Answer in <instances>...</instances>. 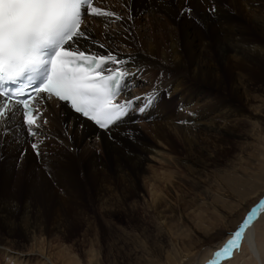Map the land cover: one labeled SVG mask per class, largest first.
<instances>
[{"label": "bare ground", "instance_id": "bare-ground-1", "mask_svg": "<svg viewBox=\"0 0 264 264\" xmlns=\"http://www.w3.org/2000/svg\"><path fill=\"white\" fill-rule=\"evenodd\" d=\"M96 1L121 19L87 17L81 25L85 31L87 19H100H91L94 26L86 31L88 43L84 46L97 51L114 46L120 49L119 59L134 74L127 78L124 95L143 97L155 87L159 90L158 102L143 112L130 111L107 131H100L72 113L66 104L42 95L45 99L38 105L42 111L39 136L27 134L21 113L7 123L0 122V160L6 162L5 172H21L20 169L25 171L28 167L31 182L39 193L34 196L49 202L60 200L67 206L75 199L74 177L79 169L83 178L105 184L108 189L121 185L123 202L132 200L134 208L141 204L165 217L175 212L172 200L166 201L158 192L151 203L144 196L138 199L142 182L155 184L148 163L153 161L150 156L157 159L160 154L156 141L165 143L170 154H182L178 149L182 145L188 154L184 160L187 175L191 174L190 178L197 182L235 140L244 141L239 165L243 174L233 171L227 174V179L239 189L238 184L246 179L243 177L249 148L246 141L250 138L240 123L244 118L241 112L246 108L241 100L264 102V0H94L93 6L98 7ZM101 44L103 48L99 47ZM253 113L251 126L260 127L261 113ZM44 119L46 124L42 123ZM32 143L38 144L40 154L35 155L29 149L23 156L21 151ZM256 151L264 153L263 148ZM75 155H79V161ZM168 163L172 168L178 165L174 158ZM254 166L259 172L256 177L264 179V158L254 161ZM174 179L180 180L177 175ZM176 189L170 183L166 191L176 194ZM262 193L257 189L247 191L244 202L260 197L252 206L255 207L264 199ZM241 205L243 202L237 208ZM35 206L29 198L22 208L11 198L0 199V214L4 215L7 228H16L15 217L23 213L20 227L26 242L18 245L13 240L16 229H0V254L6 264H31L34 258L37 264H55L43 253L42 244L39 247L43 250L35 251L34 242L37 246L40 230L36 223L31 226L30 216L45 211ZM133 207L130 212H134ZM263 215L264 212L260 213L246 230L242 242L257 264H264V249L257 230ZM220 245L213 247L199 264H208L224 244ZM232 259L221 264H232ZM185 262L183 257L178 264Z\"/></svg>", "mask_w": 264, "mask_h": 264}, {"label": "rangeland", "instance_id": "rangeland-1", "mask_svg": "<svg viewBox=\"0 0 264 264\" xmlns=\"http://www.w3.org/2000/svg\"><path fill=\"white\" fill-rule=\"evenodd\" d=\"M96 5L106 10L102 8V3L96 1ZM91 19H87V30L94 26ZM78 43L81 49H87L84 46L88 43L86 39L81 38ZM90 51L104 54L111 51L118 58L120 54V49L116 46ZM244 99L241 100V104L246 108L241 112L244 118L240 123L243 132L250 138L246 141L249 144L247 165H243L247 170L246 176H243L246 179L238 184L240 190L236 189L237 185L229 182L227 174L233 171L243 174L239 165L244 155V147L241 143L244 141L233 140V143L226 147V153L221 159L203 172L197 182L190 178L191 174L187 175L184 162L188 154L182 149V145L178 146L182 154H170L165 143L156 141L160 145L158 148L160 154L157 159L155 156H150L153 161L148 163L155 184L142 182L138 199L142 200L144 196L151 203L152 196L158 192L166 201L172 200L175 212L168 213L165 217L150 212L148 207H141V204L134 208L132 200L123 202L122 198L125 195L121 185L117 189H108L105 184L83 178L79 169L76 170L77 173L75 172V199L72 203L65 206L60 200L49 202L37 198L34 195H39L38 189L31 182L28 167L26 172L20 169L21 172L13 170L7 173L4 159L0 160V199L11 198L22 208L25 200L29 198L33 205H36L35 208L41 207L45 210L30 216L31 226L35 227L36 223L41 231L37 233V246L36 241L34 246L36 253L44 247L43 253L45 251L55 264H178L183 257L186 259L183 264H199L206 259L213 247L224 244L226 234L233 232L239 226L248 210L260 198H251L244 202L245 193L257 189L264 194L263 176L256 177L259 172L254 166V161L258 162L264 158L261 157L264 153L256 151L264 149V102H255V100H246V102ZM177 101L178 99L175 103ZM253 112L261 113L260 127L251 126L253 124L249 120L253 117ZM245 119H248V122ZM252 145L256 148H252ZM29 149L37 155L30 146L22 150L21 154L26 156ZM257 154H260V157H257ZM74 158L79 161V155H75ZM172 158L175 159V163L182 160L176 168H172L168 163ZM175 175L181 181H176ZM170 183L177 188L176 194L166 191ZM240 201L243 205L237 208V205L241 204ZM131 207L134 212H130ZM0 215V229H16L13 240L18 245L26 244L20 227L23 224V213L15 217L16 228H7L2 218L4 215ZM257 226L259 243L264 249V220ZM39 244L43 247H39ZM234 255L232 264H257L252 259L247 245L243 244ZM37 262V258H34L31 264ZM0 264H6L2 254H0Z\"/></svg>", "mask_w": 264, "mask_h": 264}, {"label": "snow or ice", "instance_id": "snow-or-ice-1", "mask_svg": "<svg viewBox=\"0 0 264 264\" xmlns=\"http://www.w3.org/2000/svg\"><path fill=\"white\" fill-rule=\"evenodd\" d=\"M93 2L0 0V122L7 123L21 113L27 134L39 136L42 111L37 104L46 96L69 104L74 112L107 131L130 111L143 112L158 102L155 87L143 97L124 95L127 78L134 74L123 66V59L111 51L92 53L78 46L81 38H88L81 29L88 16L121 19L113 11L93 6ZM31 147L40 154L37 143ZM262 212L264 199L226 234L230 238L208 264L232 259L242 247L246 230Z\"/></svg>", "mask_w": 264, "mask_h": 264}]
</instances>
